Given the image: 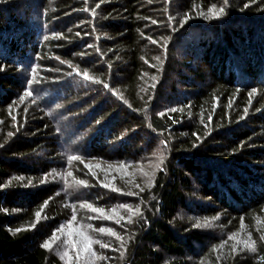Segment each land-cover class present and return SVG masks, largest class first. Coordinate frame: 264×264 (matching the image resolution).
Listing matches in <instances>:
<instances>
[{
  "label": "trees",
  "instance_id": "16d2710c",
  "mask_svg": "<svg viewBox=\"0 0 264 264\" xmlns=\"http://www.w3.org/2000/svg\"><path fill=\"white\" fill-rule=\"evenodd\" d=\"M159 145L105 264H264V0H0V264H61L57 149L126 164Z\"/></svg>",
  "mask_w": 264,
  "mask_h": 264
},
{
  "label": "rangeland",
  "instance_id": "374dc122",
  "mask_svg": "<svg viewBox=\"0 0 264 264\" xmlns=\"http://www.w3.org/2000/svg\"><path fill=\"white\" fill-rule=\"evenodd\" d=\"M26 99L30 98L17 100L15 110ZM31 103L33 105L34 100ZM10 134L9 131L8 135ZM54 135L61 136L60 133ZM57 153L58 159L53 162L51 172L42 181L54 191V198H50L46 204L56 199L66 214L51 231L44 245L58 257L61 264H105L110 260L109 257H122L127 233L125 230L141 212L134 200L132 187H141L143 184L148 186L152 175L167 157L165 148L155 146L147 158L145 156L139 162L126 164L74 158L68 160L63 158L58 149ZM91 173L94 183L87 178L89 176H84ZM102 193L116 203L94 201V194ZM45 216L48 217V211ZM43 218L45 217L42 216L41 219ZM218 224L209 222L207 228H204L214 230L218 228ZM220 229H217L221 232L217 238L223 241L227 232L226 229ZM231 235H234L231 238L235 237L233 240L236 247L240 243L243 246L247 244L248 233L245 229Z\"/></svg>",
  "mask_w": 264,
  "mask_h": 264
}]
</instances>
